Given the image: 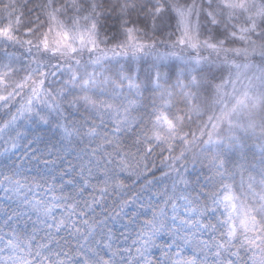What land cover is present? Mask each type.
Here are the masks:
<instances>
[{
	"label": "snow or ice",
	"instance_id": "1",
	"mask_svg": "<svg viewBox=\"0 0 264 264\" xmlns=\"http://www.w3.org/2000/svg\"><path fill=\"white\" fill-rule=\"evenodd\" d=\"M0 264H264V0H0Z\"/></svg>",
	"mask_w": 264,
	"mask_h": 264
}]
</instances>
